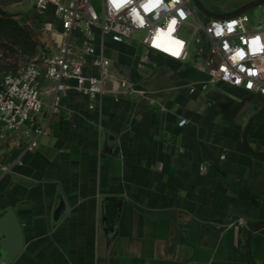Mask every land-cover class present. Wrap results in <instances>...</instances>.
I'll return each instance as SVG.
<instances>
[{
  "label": "crops",
  "instance_id": "1",
  "mask_svg": "<svg viewBox=\"0 0 264 264\" xmlns=\"http://www.w3.org/2000/svg\"><path fill=\"white\" fill-rule=\"evenodd\" d=\"M196 2L218 16L264 9V0L222 12ZM103 47L136 91L107 94L94 110L74 90L56 110L43 95L36 147L14 132L0 152V215L12 209L23 238L7 264H264V99L156 53L138 66L145 51L132 41Z\"/></svg>",
  "mask_w": 264,
  "mask_h": 264
},
{
  "label": "built area",
  "instance_id": "2",
  "mask_svg": "<svg viewBox=\"0 0 264 264\" xmlns=\"http://www.w3.org/2000/svg\"><path fill=\"white\" fill-rule=\"evenodd\" d=\"M94 1L99 3L100 13ZM30 2L37 14L49 19L43 25L45 31L57 32L62 39L60 46L50 48L41 62L5 73L0 79V152L14 132L28 139L25 150L36 147L44 131V125L37 122L44 107L43 95L51 96L50 108L56 110L60 94L74 90L86 100L87 109L94 110L107 94L118 101L120 93L136 91L126 79L110 71L104 39L127 43L134 34H142L145 53L138 66L147 62L150 53L180 64L194 57L197 70L208 81L264 99V23L254 24L245 12L211 18L194 0ZM197 9L206 18H201ZM186 32H190L189 38ZM89 70H96L97 75ZM41 82H51L52 86L43 91ZM185 124L183 119L178 126ZM7 170L8 166L0 161V178ZM0 264L7 263L0 259Z\"/></svg>",
  "mask_w": 264,
  "mask_h": 264
},
{
  "label": "rangeland",
  "instance_id": "3",
  "mask_svg": "<svg viewBox=\"0 0 264 264\" xmlns=\"http://www.w3.org/2000/svg\"><path fill=\"white\" fill-rule=\"evenodd\" d=\"M237 0H203L206 8L213 12H222L226 8H230ZM95 10L100 13V5L98 2H93ZM193 6H195L192 3ZM198 15L201 18H206L198 9ZM0 12L4 17H12L19 25L25 27L30 35L26 44L12 45L11 40L3 37L0 41V79L5 73H14L18 69L31 64L39 63L46 56L50 50V41L48 39V32L45 31L43 25L49 19L37 14L32 7L30 0H0ZM234 13L238 10L233 11ZM245 13L250 18L251 22H259L264 18V9H249ZM232 13H227V15ZM218 16V15H216ZM190 32L185 33V37L189 38ZM142 34H134L132 42L139 47H142ZM3 43V44H1ZM8 44V46H7ZM2 45H6L4 47ZM194 45L191 50L194 52ZM197 60L191 57L188 63L196 64ZM47 109L45 110V112Z\"/></svg>",
  "mask_w": 264,
  "mask_h": 264
},
{
  "label": "water",
  "instance_id": "4",
  "mask_svg": "<svg viewBox=\"0 0 264 264\" xmlns=\"http://www.w3.org/2000/svg\"><path fill=\"white\" fill-rule=\"evenodd\" d=\"M196 5L202 11L204 15L211 18H217L219 16L213 15L203 9L194 0ZM247 9H242L237 13L245 12ZM48 39L53 47H59L61 43V35L57 32H49ZM108 137L113 135L111 133L106 134ZM113 141H107L108 145H112ZM103 227L109 231L108 238L114 236V230L116 229V220L118 215V206L115 199H107L103 207ZM23 246L22 231L16 214L12 209H7L0 215V259L6 263H11L19 255Z\"/></svg>",
  "mask_w": 264,
  "mask_h": 264
},
{
  "label": "trees",
  "instance_id": "5",
  "mask_svg": "<svg viewBox=\"0 0 264 264\" xmlns=\"http://www.w3.org/2000/svg\"><path fill=\"white\" fill-rule=\"evenodd\" d=\"M3 15L0 12V41L6 37L11 40L12 45L26 44L30 37L27 29L19 25L12 17H4ZM2 46L7 47L8 44Z\"/></svg>",
  "mask_w": 264,
  "mask_h": 264
}]
</instances>
